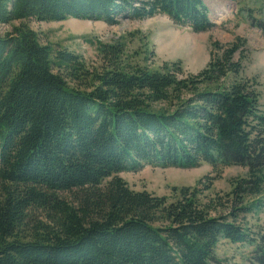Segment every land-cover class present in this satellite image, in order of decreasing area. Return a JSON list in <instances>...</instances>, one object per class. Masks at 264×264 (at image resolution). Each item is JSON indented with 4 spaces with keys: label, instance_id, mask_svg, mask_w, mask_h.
Returning <instances> with one entry per match:
<instances>
[{
    "label": "trees",
    "instance_id": "trees-1",
    "mask_svg": "<svg viewBox=\"0 0 264 264\" xmlns=\"http://www.w3.org/2000/svg\"><path fill=\"white\" fill-rule=\"evenodd\" d=\"M157 15L214 27L202 0H0V264H214L221 241L252 242L240 215L263 206L264 106L241 78L243 38L211 42L207 65L188 75L129 61L123 42L98 43L89 68L29 27ZM262 16L252 25L264 38ZM201 164L246 174L227 194L204 176L171 200L119 176ZM251 260L264 264V237Z\"/></svg>",
    "mask_w": 264,
    "mask_h": 264
},
{
    "label": "rangeland",
    "instance_id": "rangeland-1",
    "mask_svg": "<svg viewBox=\"0 0 264 264\" xmlns=\"http://www.w3.org/2000/svg\"><path fill=\"white\" fill-rule=\"evenodd\" d=\"M209 9V19L214 27L208 32H193L187 27L173 24L166 16L134 21L120 19L117 23L67 19L61 22H30L41 42L67 49L80 55L89 68L100 66L98 43L123 42L128 60L145 66L149 71L160 70L163 64L179 63L184 74L195 75L209 62L211 42L221 45L243 38L245 50L241 78L257 82L259 105L264 106V38L252 25L262 20L264 0H202ZM6 28H0L4 31ZM240 55L235 54L238 60ZM232 78L223 85L228 86ZM246 169L237 166L220 167L214 171L209 165L201 164L194 169L160 168L145 166L137 172L119 176L136 192L146 191L158 197L175 199L181 188H193L204 176L213 179L211 192L224 195L231 191L232 180L244 177ZM206 195L208 193H205ZM259 211L240 215L245 218L244 226L249 230L245 244L221 241L216 248L219 263L255 264L253 251L264 237V196Z\"/></svg>",
    "mask_w": 264,
    "mask_h": 264
}]
</instances>
